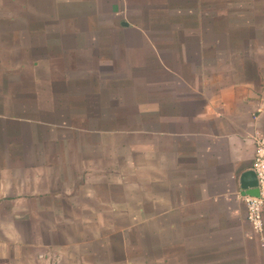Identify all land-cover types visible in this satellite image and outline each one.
<instances>
[{
  "label": "crops",
  "instance_id": "1",
  "mask_svg": "<svg viewBox=\"0 0 264 264\" xmlns=\"http://www.w3.org/2000/svg\"><path fill=\"white\" fill-rule=\"evenodd\" d=\"M21 1L0 11V264H264L239 187L264 0Z\"/></svg>",
  "mask_w": 264,
  "mask_h": 264
},
{
  "label": "built area",
  "instance_id": "2",
  "mask_svg": "<svg viewBox=\"0 0 264 264\" xmlns=\"http://www.w3.org/2000/svg\"><path fill=\"white\" fill-rule=\"evenodd\" d=\"M255 156L253 168L257 183L258 196L242 195L246 208V220L251 227L252 233L263 239L264 236V135L256 134L253 138Z\"/></svg>",
  "mask_w": 264,
  "mask_h": 264
},
{
  "label": "rangeland",
  "instance_id": "3",
  "mask_svg": "<svg viewBox=\"0 0 264 264\" xmlns=\"http://www.w3.org/2000/svg\"><path fill=\"white\" fill-rule=\"evenodd\" d=\"M60 1L61 0H54V2H52V3L53 4L56 3V2L59 3ZM159 2H160L159 0H150V3L153 6V8L157 7L159 5ZM39 3H45V2L42 1V2H39ZM23 5L24 6L25 5H28V3H24L21 0H0V11L1 12H6L7 14H9V13H12L14 10L24 9V6ZM129 5L134 6V0L131 1V2H129ZM26 8H28V7H26ZM53 9H56L57 10V9H61V8L60 7H56V6L54 7L53 6ZM154 11H156V10H154ZM129 18H130V16H129ZM7 19L8 18H6V21H7L6 26H8V24H9ZM131 20H133V22H136L138 24H141L140 19L138 21H136V17L134 15L131 18Z\"/></svg>",
  "mask_w": 264,
  "mask_h": 264
},
{
  "label": "water",
  "instance_id": "4",
  "mask_svg": "<svg viewBox=\"0 0 264 264\" xmlns=\"http://www.w3.org/2000/svg\"><path fill=\"white\" fill-rule=\"evenodd\" d=\"M239 187L242 191V195L252 197L258 196V183L253 170H248L241 174L239 178Z\"/></svg>",
  "mask_w": 264,
  "mask_h": 264
}]
</instances>
